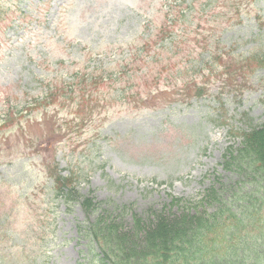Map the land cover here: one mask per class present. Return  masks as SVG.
<instances>
[{
    "label": "rangeland",
    "instance_id": "1",
    "mask_svg": "<svg viewBox=\"0 0 264 264\" xmlns=\"http://www.w3.org/2000/svg\"><path fill=\"white\" fill-rule=\"evenodd\" d=\"M173 18L174 35L158 41ZM254 56H264V0H0V122L16 114L0 127V264H95L84 224L110 216L133 233L137 216L191 217V203L168 192L200 199L213 174L215 188L229 177L224 194L244 197L249 184L220 161L241 131L264 122V63ZM168 62L177 63L163 73L171 84L162 79V93H148ZM197 63L205 92L184 94L177 71ZM118 70L128 71L121 83L73 86ZM126 84L132 90L121 98ZM138 93L141 104L128 102ZM253 140L264 150L259 134ZM53 161L64 174L87 175L75 205L50 188ZM256 238L260 250L247 264H264V236Z\"/></svg>",
    "mask_w": 264,
    "mask_h": 264
},
{
    "label": "trees",
    "instance_id": "2",
    "mask_svg": "<svg viewBox=\"0 0 264 264\" xmlns=\"http://www.w3.org/2000/svg\"><path fill=\"white\" fill-rule=\"evenodd\" d=\"M257 134L264 137V124L244 134L242 146L226 159V169L239 175L252 173L253 192L259 199L249 193L241 199L237 192L225 197L221 183L188 204L186 212H196L191 217L157 216L144 221L137 216L131 220L133 233L122 231L123 223L110 216L96 219L83 228L90 251L97 254L95 264H247L260 250L256 237L264 236V150L254 145ZM73 176L72 172L76 181ZM71 181L60 174L53 179L54 191L67 206L75 204L78 191ZM208 203L210 212L199 213V206Z\"/></svg>",
    "mask_w": 264,
    "mask_h": 264
},
{
    "label": "bare ground",
    "instance_id": "3",
    "mask_svg": "<svg viewBox=\"0 0 264 264\" xmlns=\"http://www.w3.org/2000/svg\"><path fill=\"white\" fill-rule=\"evenodd\" d=\"M263 140H264V137H263Z\"/></svg>",
    "mask_w": 264,
    "mask_h": 264
}]
</instances>
